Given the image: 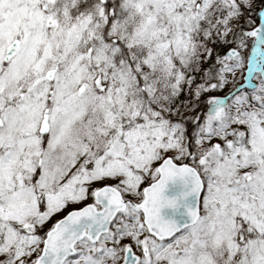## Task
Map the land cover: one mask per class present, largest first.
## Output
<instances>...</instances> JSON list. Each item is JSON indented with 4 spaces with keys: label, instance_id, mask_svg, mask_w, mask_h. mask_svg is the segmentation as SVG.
<instances>
[{
    "label": "snow or ice",
    "instance_id": "snow-or-ice-1",
    "mask_svg": "<svg viewBox=\"0 0 264 264\" xmlns=\"http://www.w3.org/2000/svg\"><path fill=\"white\" fill-rule=\"evenodd\" d=\"M0 264H264V0H0Z\"/></svg>",
    "mask_w": 264,
    "mask_h": 264
},
{
    "label": "water",
    "instance_id": "water-1",
    "mask_svg": "<svg viewBox=\"0 0 264 264\" xmlns=\"http://www.w3.org/2000/svg\"><path fill=\"white\" fill-rule=\"evenodd\" d=\"M177 191H179L178 188H173V189L171 190V192H170V195H174V194H176Z\"/></svg>",
    "mask_w": 264,
    "mask_h": 264
}]
</instances>
